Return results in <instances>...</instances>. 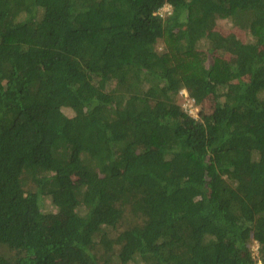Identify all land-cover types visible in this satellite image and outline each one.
<instances>
[{
    "label": "trees",
    "instance_id": "1",
    "mask_svg": "<svg viewBox=\"0 0 264 264\" xmlns=\"http://www.w3.org/2000/svg\"><path fill=\"white\" fill-rule=\"evenodd\" d=\"M0 264H264V0H0Z\"/></svg>",
    "mask_w": 264,
    "mask_h": 264
},
{
    "label": "rangeland",
    "instance_id": "2",
    "mask_svg": "<svg viewBox=\"0 0 264 264\" xmlns=\"http://www.w3.org/2000/svg\"><path fill=\"white\" fill-rule=\"evenodd\" d=\"M169 8H165V10L167 11ZM219 28L221 30V32H224V33H229V32H234L235 34H237L239 37H241L243 40H245V34L243 31H241L240 29L238 28H229L227 23L224 22H219ZM159 49H161V46H159ZM225 59L226 60H230L231 57L230 55H226L225 56ZM182 94L184 95L183 97H186L187 100L185 103H183V107L185 109L188 110V112L194 116V117H199L202 113H207V112H210L211 111V106H210V103L208 101L204 102L203 103V106L202 107H194L193 106V100L189 99L187 96V91L186 90H183L182 91ZM68 114H71V111L69 110H66ZM56 208L50 204L47 205V208H46V212H56ZM253 252H254V255H257V245L255 244L253 246Z\"/></svg>",
    "mask_w": 264,
    "mask_h": 264
}]
</instances>
